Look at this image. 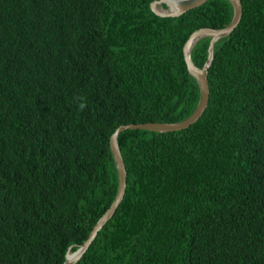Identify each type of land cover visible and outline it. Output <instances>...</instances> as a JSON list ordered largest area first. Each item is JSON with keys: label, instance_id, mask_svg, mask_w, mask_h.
<instances>
[{"label": "trees", "instance_id": "16d2710c", "mask_svg": "<svg viewBox=\"0 0 264 264\" xmlns=\"http://www.w3.org/2000/svg\"><path fill=\"white\" fill-rule=\"evenodd\" d=\"M153 1L0 0V264H63L115 197L116 128L195 110L183 45L232 6L160 18ZM241 4L201 118L118 136L125 193L76 264H264V0Z\"/></svg>", "mask_w": 264, "mask_h": 264}, {"label": "water", "instance_id": "95a60500", "mask_svg": "<svg viewBox=\"0 0 264 264\" xmlns=\"http://www.w3.org/2000/svg\"><path fill=\"white\" fill-rule=\"evenodd\" d=\"M209 0H155L150 3L149 8L151 12L160 18H176L187 11L198 8ZM232 6V19L230 23L224 28L210 29L200 28L193 31L183 45V57L188 73L195 79L198 89L199 98L197 106L193 113L186 119L174 123H140L120 125L116 128L109 139V149L113 158V162L117 172V190L110 206L105 210L101 217L94 224L87 239L78 247L76 245L70 246L65 254L63 264H76L83 254L87 251L97 233L105 226V224L113 217L117 207L123 199L126 188V168L121 156L118 144V136L126 130H141L155 133H170L185 130L196 123L205 112L209 99L208 86V69L213 60L214 44L231 35V33L238 26L242 17V4L240 0H228ZM165 6V8L163 7ZM204 38H209L207 48V58L202 68L195 66L191 59V51L197 42ZM76 247L75 251H71Z\"/></svg>", "mask_w": 264, "mask_h": 264}, {"label": "clouds", "instance_id": "9594fccd", "mask_svg": "<svg viewBox=\"0 0 264 264\" xmlns=\"http://www.w3.org/2000/svg\"><path fill=\"white\" fill-rule=\"evenodd\" d=\"M241 1V0H240ZM110 150V149H109ZM112 156V155H111ZM122 156V155H121ZM80 246V245H79ZM76 247H78V246H76ZM75 248V247H74ZM65 258V257H64Z\"/></svg>", "mask_w": 264, "mask_h": 264}]
</instances>
